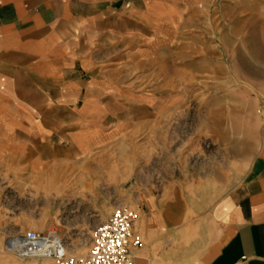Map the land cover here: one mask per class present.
<instances>
[{"label": "crops", "instance_id": "obj_1", "mask_svg": "<svg viewBox=\"0 0 264 264\" xmlns=\"http://www.w3.org/2000/svg\"><path fill=\"white\" fill-rule=\"evenodd\" d=\"M208 3L0 0V264H54L2 251L28 230L83 236L81 252L67 245L84 254L121 205L138 212L135 264H264V109L230 186L224 169L193 172L167 148L179 88L197 85L199 61L212 69L216 50L200 35L211 20L198 16ZM208 115L191 128L211 135ZM185 144L196 149L195 136Z\"/></svg>", "mask_w": 264, "mask_h": 264}, {"label": "rangeland", "instance_id": "obj_2", "mask_svg": "<svg viewBox=\"0 0 264 264\" xmlns=\"http://www.w3.org/2000/svg\"><path fill=\"white\" fill-rule=\"evenodd\" d=\"M198 11L202 12L198 16L207 22L211 20L208 31H202L200 35L211 38L216 53L211 56V61H207L212 62V69L207 71L200 70V56H196L199 61L195 77L197 85L179 88L180 134H175L173 141L166 132V142H174L167 148H174L175 159H181L182 164L190 166L193 172L224 169V178L228 177L230 186L254 155L262 132L264 0H209L208 5ZM193 58L192 55L181 57L184 83L190 78L189 70L184 69ZM206 112L212 117L211 135H205L199 128L196 131L191 128L195 121L200 127L198 116ZM173 120L177 121L172 118L167 121ZM194 136L196 149L189 151L185 139ZM57 234L66 245L72 241V232L66 237L58 231ZM86 240L82 236L70 245L79 253ZM2 251L7 252L4 247Z\"/></svg>", "mask_w": 264, "mask_h": 264}, {"label": "built area", "instance_id": "obj_3", "mask_svg": "<svg viewBox=\"0 0 264 264\" xmlns=\"http://www.w3.org/2000/svg\"><path fill=\"white\" fill-rule=\"evenodd\" d=\"M138 212L129 206L116 207L109 217L91 232L89 249L84 254L70 251L56 231L28 230L5 240L4 249L18 258H45L54 264H135L132 249L142 247L134 226Z\"/></svg>", "mask_w": 264, "mask_h": 264}]
</instances>
